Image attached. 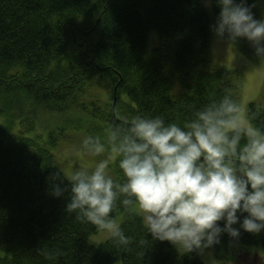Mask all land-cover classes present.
Returning <instances> with one entry per match:
<instances>
[{"label":"trees","instance_id":"1","mask_svg":"<svg viewBox=\"0 0 264 264\" xmlns=\"http://www.w3.org/2000/svg\"><path fill=\"white\" fill-rule=\"evenodd\" d=\"M245 2L260 20L259 1ZM219 11L200 0H0V264H205L196 252L153 241L119 202L112 216L122 215L132 251L109 238L89 244L98 231L67 215V194L50 195V176L68 158L57 150L69 131L103 136L137 115L183 125L226 91L240 99L241 72L217 67L210 54ZM149 32L157 44L147 59ZM235 45L257 59L247 40ZM247 109L264 130V95ZM35 128L49 129L46 139L29 135ZM109 171L123 180L115 161ZM221 239L226 247L212 248L218 260L224 247L264 255V231Z\"/></svg>","mask_w":264,"mask_h":264},{"label":"clouds","instance_id":"2","mask_svg":"<svg viewBox=\"0 0 264 264\" xmlns=\"http://www.w3.org/2000/svg\"><path fill=\"white\" fill-rule=\"evenodd\" d=\"M204 3L220 9L210 26L217 42L234 46L245 39L264 62V18H254L255 5ZM81 152L104 158L67 174L58 168L50 176V195L67 194V215L93 225L118 248L132 251V239L112 216L118 202L130 217L142 219L153 241L168 242L185 254L204 253L219 245L223 234L235 241L241 230L264 231V130L229 91L183 125L138 115L110 124L103 136H86ZM113 161L122 173L120 182L110 174ZM137 255L144 257L145 251Z\"/></svg>","mask_w":264,"mask_h":264},{"label":"rangeland","instance_id":"3","mask_svg":"<svg viewBox=\"0 0 264 264\" xmlns=\"http://www.w3.org/2000/svg\"><path fill=\"white\" fill-rule=\"evenodd\" d=\"M202 6L205 8V10L210 11L211 7L205 6L204 0H200ZM259 1V8H260V15L261 19L264 18V0H258ZM154 39V41H153ZM157 44V37L155 32H149L148 34V44L146 47V53L145 55L148 57L150 56V52ZM210 54L213 60V63L220 68L223 69H236L239 70L242 74V87H241V93H240V100L244 102V104L247 106L250 102H260L263 99L264 95V62H260L259 59L255 60H248L243 55L240 54L239 48L237 45H229L227 42H217L214 34H211L210 38ZM5 119L0 117V125L4 123ZM49 130V129H48ZM47 129H44L43 131L37 130L36 128L33 129L29 135L34 136L37 131L43 132L42 133V140L46 139L47 136ZM84 135L81 133L76 132H67L64 136H62V141L60 143L61 146H59L57 150V155L59 153H62L64 149L67 151V156L64 161L66 163L61 162L60 167L61 171L64 173H70L74 168H80V167H88L91 168L94 166L95 163L93 161L97 162L99 159H102L104 157H89L83 155L84 159L82 157V142L84 139ZM77 152H81L80 155H77ZM70 153L76 154L69 155ZM70 158H72L70 160ZM60 160V158H59ZM61 161V160H60ZM115 219L118 221V223H121L122 221V215L118 214L115 216ZM108 237L102 233L98 232L94 235H91L88 238L89 244L93 246H97L101 243H103L105 240H107ZM224 244L226 247L227 241H224L221 239L220 244ZM223 248L220 249L223 251L224 258L218 260L213 252L212 248L207 249L204 251V253L199 254L198 256L205 262V264H264V255L263 257L260 256L255 252L254 249H246V250H240L237 248ZM214 248H222L220 245H215Z\"/></svg>","mask_w":264,"mask_h":264}]
</instances>
